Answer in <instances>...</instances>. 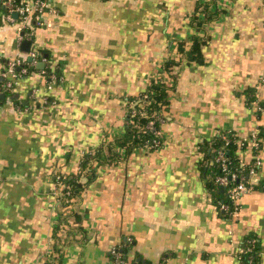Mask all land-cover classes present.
I'll list each match as a JSON object with an SVG mask.
<instances>
[{"label": "crops", "instance_id": "0c3cea01", "mask_svg": "<svg viewBox=\"0 0 264 264\" xmlns=\"http://www.w3.org/2000/svg\"><path fill=\"white\" fill-rule=\"evenodd\" d=\"M203 2L214 1L50 0L32 50L59 79L48 89L39 63L0 97V264H45L56 247L63 264H113L110 249L126 241L124 264L135 255L151 264H240L248 235L264 264V137L260 186L234 214L223 215L206 174L220 131L248 137L264 128V0H217L211 8L223 12L201 32V59L187 61L178 42L196 33L191 18ZM1 8L3 64L26 52L19 24ZM154 78L174 87L162 145L105 163L90 181L83 175L63 208L58 175L78 172L85 152L124 134L128 99ZM236 154L243 163L254 157L249 148Z\"/></svg>", "mask_w": 264, "mask_h": 264}, {"label": "trees", "instance_id": "16d2710c", "mask_svg": "<svg viewBox=\"0 0 264 264\" xmlns=\"http://www.w3.org/2000/svg\"><path fill=\"white\" fill-rule=\"evenodd\" d=\"M214 2L208 3H198L196 11L193 13L191 18V25L195 28L196 33H194L189 40L179 41L178 50L183 52L187 61H199L201 59V45L204 44L208 37L207 35H202L201 32L205 30L206 25L219 19L220 14L223 10L219 7L211 8L217 0ZM19 4L22 3V0H17ZM6 11L4 6L1 8ZM189 42V44H188ZM189 46L187 50L186 47ZM41 57H44V52L39 54ZM171 63H178L174 58L166 62L164 69L168 70V66ZM36 70V66H31L29 71ZM47 72L50 73L51 69L47 68ZM1 83V81H0ZM174 87L169 86L162 78H154L147 85L146 89L140 93L138 96L130 97L127 102V111H126V126L125 132L122 136L114 138L111 141L102 143L98 147L88 150L84 153L80 161V169L78 172L67 175L65 179V187H62L64 192L70 191L71 196L76 197L80 194L84 185L81 181V177L87 174L88 181L92 180L98 173V167L102 166L105 163H117L120 159H125L129 157L132 152L143 147L148 141H153L157 139L162 145V137L154 136L153 131L147 128V124L154 119L155 128L161 129L162 123L158 119H165L164 112L169 106V91ZM5 94H10L5 92ZM12 96V94H10ZM14 99V97H13ZM1 101V100H0ZM254 101V98L248 99L249 104ZM263 105V104H262ZM262 105L259 106L262 108ZM145 113L143 114V112ZM259 136L264 137V128L259 129ZM221 139L218 135L215 142L213 143L212 151L207 154L208 158H211L213 164L208 163L207 166V188L212 193L214 201L217 203L219 209L225 217L231 215L229 212L223 211L220 208V201L225 198L224 189L221 190V187L216 182V176L219 174L220 170L215 162V151L216 148L221 144ZM236 147L231 146L230 153L234 159V162L240 167L239 158L236 154ZM95 161L96 164L93 163ZM69 186V189H67ZM64 203V196L59 197ZM77 220H79L80 215H76ZM59 228H55V234L57 235ZM129 241H126L124 246H117L118 251L121 253V257L124 260V263L129 260ZM242 250L239 253L238 257L240 264H258L259 254H260V243L258 238L255 235H248L241 246ZM248 249V250H247ZM55 257H50L45 264H63V254L62 249L56 247ZM110 255V252H109ZM113 259V256L110 255ZM140 255H135L130 259L131 264H151L149 261H145L141 258L139 262L136 259ZM123 263V264H124Z\"/></svg>", "mask_w": 264, "mask_h": 264}, {"label": "built area", "instance_id": "2783aa9c", "mask_svg": "<svg viewBox=\"0 0 264 264\" xmlns=\"http://www.w3.org/2000/svg\"><path fill=\"white\" fill-rule=\"evenodd\" d=\"M50 0H22L19 4L17 0H1L0 6H4L5 19L11 23H18L20 27L19 41L32 40L34 29L43 25V15L49 7ZM17 14V17L15 16ZM25 57L19 55L14 59L7 60L5 63L0 64V94L5 92L11 93L18 81L29 73L31 66H37L43 58L38 52L32 50L29 53L23 54ZM31 57V60L28 59ZM43 74H47L48 89H51L56 81L59 79L55 74H48L45 66L41 69ZM48 101L47 99H45ZM262 108L258 106V110ZM145 111L143 112V114ZM163 123V119H158ZM147 128L153 131L154 136H160V130L155 128V120L152 119ZM221 144L216 148L214 157L217 166L219 167V174L216 176L217 184L224 189L225 198L220 201V208L223 211L229 212L231 215L239 209V201L246 193L257 189L260 186L258 179L259 170L262 167L263 161L260 156L261 137L259 130H255L248 137H238L236 133L230 130H222L219 132ZM161 146L159 140L154 139L148 141L143 147L148 151L155 150ZM231 146L236 147L235 150L242 148L252 149L254 157L250 163H243L239 160L240 167L234 162L230 153ZM94 164L95 161H93ZM67 175L61 174L57 177L58 193L60 197L64 196V203L70 207L73 204L74 197L71 196L70 191L64 192L62 187H65V179ZM69 189V186H67ZM63 204V203H62ZM66 207V206H64ZM248 250V249H247ZM110 255L113 256V264H123L124 260L117 247L110 249ZM245 264V263H243Z\"/></svg>", "mask_w": 264, "mask_h": 264}, {"label": "water", "instance_id": "95a60500", "mask_svg": "<svg viewBox=\"0 0 264 264\" xmlns=\"http://www.w3.org/2000/svg\"><path fill=\"white\" fill-rule=\"evenodd\" d=\"M15 16L17 17V14H15ZM32 44H33V40H24L22 42V45H21V49L22 51L26 52V53H29L31 51V48H32ZM29 59L31 60V57H29ZM40 68L44 67V63L40 62V65H39ZM1 99H5L6 95L3 93L0 95ZM221 190H223V188H221ZM141 259H137V261H140Z\"/></svg>", "mask_w": 264, "mask_h": 264}, {"label": "rangeland", "instance_id": "374dc122", "mask_svg": "<svg viewBox=\"0 0 264 264\" xmlns=\"http://www.w3.org/2000/svg\"><path fill=\"white\" fill-rule=\"evenodd\" d=\"M61 205H62L63 208H68L69 207L67 203H63ZM64 206H66V207H64ZM69 211H70V208H69V210H67V212H69ZM64 224H65V222H64ZM65 226H67V225H65Z\"/></svg>", "mask_w": 264, "mask_h": 264}]
</instances>
